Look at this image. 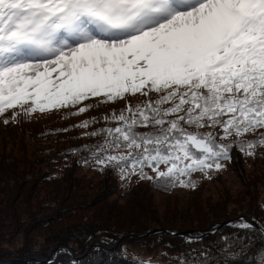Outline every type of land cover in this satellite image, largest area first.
<instances>
[{"label":"snow or ice","instance_id":"obj_1","mask_svg":"<svg viewBox=\"0 0 264 264\" xmlns=\"http://www.w3.org/2000/svg\"><path fill=\"white\" fill-rule=\"evenodd\" d=\"M137 94L142 103L105 117L116 127L88 134L106 139L85 163L167 190L195 188L193 173L210 178L233 147L254 155L264 138H241L264 130V0H0V116H78ZM233 223L228 234H189L178 253L137 264H232L264 249V218Z\"/></svg>","mask_w":264,"mask_h":264},{"label":"rangeland","instance_id":"obj_2","mask_svg":"<svg viewBox=\"0 0 264 264\" xmlns=\"http://www.w3.org/2000/svg\"><path fill=\"white\" fill-rule=\"evenodd\" d=\"M144 100L145 97L139 94L129 95L115 103H101L78 116L69 114L74 109L36 112L30 116L20 114L15 121L11 119L12 110L0 116V224L5 226L0 229V235L2 232L9 235L15 229L22 233L17 235V238L29 239L39 235H51L49 229L36 227L32 223L36 217H54L65 208L76 210L62 220L61 223L65 226L74 223L76 219H83V222L91 225L121 227L142 223L158 226L173 219L172 225L187 229L208 227L214 220L225 219L233 223L240 217H249L252 222V217L264 214L261 210L264 206V146H257L254 155H245L237 147H233L232 159L221 161L224 167L209 172L210 178L205 177L202 172L193 173L195 188L177 186L161 190L155 186L153 180L140 179L136 175L121 179L115 168L101 170L92 158L85 163L84 158L91 157L95 146L106 139L103 134L96 136L88 134L93 130L99 132L104 128L116 127L115 122L106 120L105 117L110 118L113 113L119 114L128 104L135 107ZM86 103L95 105L96 101L93 99ZM93 118L95 123H90L88 127H79L83 121H91ZM5 119L9 120L7 124L3 122ZM149 130L137 129L141 132ZM189 130L194 131V128ZM262 132L264 130L248 133L241 139L259 140L264 138ZM234 140L236 137L232 136L227 141L218 139L217 142L228 143ZM91 141L90 152L82 154L69 150L71 146L79 143L87 145ZM63 149L67 150L60 154ZM237 151L240 154L236 156ZM163 167L162 165V170ZM145 171L148 175L155 176L150 168ZM28 172L30 174H26ZM38 178L40 179L37 180ZM253 179L257 180L255 185ZM36 180L39 182L37 185ZM87 203L88 206L80 208ZM139 203L144 204L145 208L138 207ZM151 213L158 217L154 224L147 219V214ZM21 221L25 224L17 228L19 227L17 222ZM31 224L34 225V229H30V233H24L23 229L31 227ZM232 227L229 229L228 223L218 232L228 234L235 230V224ZM169 229L178 231L174 228ZM208 229L210 228L204 230ZM141 232H131L122 237L126 238L124 244L141 257H153L159 250L169 251L170 254L181 250V242L177 238L184 236H174L172 239L173 236L170 234H167L171 237L168 241L159 239L160 242L154 249H150L149 243L142 248L140 240L133 236L134 233ZM136 237L145 238L143 235ZM169 243L176 247L165 249V245ZM110 250L112 252V249ZM126 257L127 261L132 259L130 255ZM55 258L56 254L53 259ZM106 260L103 261L104 264H117L116 260L112 263H106Z\"/></svg>","mask_w":264,"mask_h":264},{"label":"trees","instance_id":"obj_3","mask_svg":"<svg viewBox=\"0 0 264 264\" xmlns=\"http://www.w3.org/2000/svg\"><path fill=\"white\" fill-rule=\"evenodd\" d=\"M101 129V128H98ZM97 130V129H96ZM196 129H194L195 131ZM190 131V130H189ZM95 132V130L92 131V133ZM96 136V135H93ZM47 137V136H46ZM87 146L89 149H91L92 146V141L89 144H83L79 143L76 146H71L69 150H76L74 151L75 153H87L90 151H85L84 148ZM67 149H63L62 152H64ZM240 154L238 151L235 152V155ZM26 174H30L29 172ZM49 178V174H47ZM38 178L37 180H39ZM36 180L35 184L37 185L39 182ZM254 181V185L257 183V180H252ZM247 183V181L245 182ZM210 205V204H209ZM208 205V206H209ZM88 206L87 204L81 205L80 208H84ZM138 207L140 208H145L144 204L139 203ZM209 208V207H208ZM62 212L58 213L54 217H36L35 222L32 223L36 225V227L39 228H44V229H49L51 232V235H39L35 237H30L28 238H17V235L22 234L21 231H17L18 229H15V231H12L11 234H2L0 235V261H6L8 263H0V264H104L103 261L106 260V263H112L116 260L115 263L117 264H137V261L139 259H147L148 257H141L137 252H132V249L128 248L127 245H125V242L120 243L119 246L115 247L114 249L111 250H106L98 246V250L95 247H92V244L94 243H102L106 245L113 244L117 241H120L122 237H125L128 233L131 232H137V231H142L144 233H147L151 229H158V228H174L178 231L181 230H188L190 231L191 234H195L197 232L202 234V231L207 228H211L213 225H217L218 223L221 222H227L225 219L223 220H214L208 227L207 226H199V227H194V228H181L183 226L176 227L172 224L173 219H170L165 224L162 225H145V223L142 224H135V226H128L123 227L119 225H100V224H94L91 225L89 223L83 222L82 220L76 219L74 223L72 224H62V220L66 218L67 216L72 215L73 213L76 212V210L70 209V208H65L61 209ZM64 214V215H63ZM256 219H261L264 218V214H259L255 216ZM147 219L150 221V223H155L158 221V217L155 216L154 213L147 214ZM235 221H237L235 219ZM234 221V222H235ZM19 227H23L25 222H17ZM31 224V227H25L23 229L24 233H30V229H34ZM93 224V223H92ZM229 224L233 226L231 221H229ZM4 224H0V229L5 228L3 226ZM26 226V225H25ZM231 226V227H232ZM135 227V228H133ZM236 227V224H235ZM233 228V227H232ZM230 229V228H229ZM236 229V228H235ZM20 230V229H19ZM23 233V234H24ZM209 237V239H215L216 238V232L212 234L206 235ZM171 237L168 236L166 233L159 232V233H154L149 236L144 237H136L135 239L140 240V245L143 248L144 245L146 244H152L153 241L156 240H163L166 239L167 241ZM174 236L172 237V239ZM28 239V240H27ZM149 239H153V241H150ZM180 242L183 240V238H177ZM27 240V241H26ZM7 241V242H3ZM26 241V242H24ZM9 244H11L9 246ZM58 245H64L65 247L58 248L56 250V258L49 259L52 255L53 249L58 246ZM157 243L155 244L156 247ZM155 247H150L155 248ZM88 251V253L85 251ZM159 250L158 252H160ZM95 252V253H94ZM98 252L100 254H98ZM156 252V253H158ZM94 253V254H93ZM264 253V249H261L258 251L255 255L247 254L244 256L238 255L236 258L232 260V264H253L254 261H258L261 258V254ZM88 254V255H87ZM108 254L109 256H107ZM28 255H36L40 258L43 259V261H21L23 258L27 259L26 257ZM83 255H86L83 257ZM101 255V257H100ZM126 255H130L132 259L130 261H127ZM156 255V254H155ZM154 255V256H155ZM83 257V258H82ZM49 259V260H48ZM85 259V260H84ZM87 262V263H86ZM119 262V263H118ZM164 264H167L165 261Z\"/></svg>","mask_w":264,"mask_h":264},{"label":"water","instance_id":"obj_4","mask_svg":"<svg viewBox=\"0 0 264 264\" xmlns=\"http://www.w3.org/2000/svg\"><path fill=\"white\" fill-rule=\"evenodd\" d=\"M247 221H249V222H251V219L249 218V217H247V218H245ZM228 221L227 222H221V223H218L217 225H213L210 229H208V230H203L202 231V235H208V234H212V233H215L216 231H218L220 228H222V227H224V226H226V225H228ZM213 229H215L216 231H213ZM158 232H163V233H166V234H170V235H172V236H184V237H186V236H188L189 234H191L190 233V231H175V230H173V229H169V228H164V229H154V230H151L150 232H147V233H144V232H141V233H134V235L133 236H137V235H143V236H148V235H150V234H154V233H158ZM173 233L175 234V235H173ZM131 236V235H130ZM126 238H123L122 240H120V241H118V242H115V243H113V244H110V245H106V244H102V243H94L93 245H92V247H95L96 245L97 246H99V247H101V248H103V249H106V250H110V249H113V248H115V247H117V246H119L120 245V243H122L124 240H125ZM62 247H65L64 245H58V246H56L54 249H53V251H52V253H51V257L49 258V259H51V258H53L54 257V255L56 254V250L58 249V248H62ZM27 259H25V258H23L21 261H26V262H29V261H43V259L42 258H40V257H38V256H36V255H28L27 257H26ZM48 259V260H49ZM0 263H8V262H6V261H0Z\"/></svg>","mask_w":264,"mask_h":264}]
</instances>
